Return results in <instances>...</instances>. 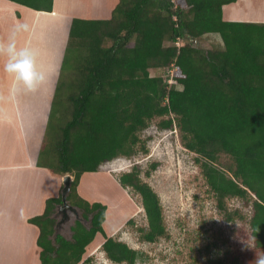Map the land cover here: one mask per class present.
I'll use <instances>...</instances> for the list:
<instances>
[{
	"label": "trees",
	"instance_id": "16d2710c",
	"mask_svg": "<svg viewBox=\"0 0 264 264\" xmlns=\"http://www.w3.org/2000/svg\"><path fill=\"white\" fill-rule=\"evenodd\" d=\"M9 1L53 11L54 0ZM236 1L118 0L109 19L73 18L37 166L73 177L67 201L89 226L76 220L70 238L58 231L62 183L44 212L29 219L39 229L40 264H91L85 253L97 234L108 260L138 262L140 251L107 236L106 204L78 188L85 173L135 155L140 134L157 119L161 129L176 127L183 147L198 155L225 221L249 231L252 246L229 264H254L264 254V23L225 21L223 6ZM207 34H218L222 47H198L194 41ZM118 182L141 197L147 225L140 239L166 238L160 198L138 166ZM232 198L247 212L229 210Z\"/></svg>",
	"mask_w": 264,
	"mask_h": 264
},
{
	"label": "rangeland",
	"instance_id": "374dc122",
	"mask_svg": "<svg viewBox=\"0 0 264 264\" xmlns=\"http://www.w3.org/2000/svg\"><path fill=\"white\" fill-rule=\"evenodd\" d=\"M29 12L34 11L9 0H0V39L6 40L17 24L29 23ZM25 35L26 32L18 36V47H24ZM199 45L221 48L222 40L218 34H207ZM5 62L6 58H0V101L3 111H13V107L9 106L12 101L7 91L10 81L3 68ZM158 124L159 119L154 120L140 134L141 143L135 155L116 158L102 165L99 172L85 173L82 178V197L106 204V221L115 222L112 229L105 221L104 230L106 234L113 233L112 236L140 251L141 258L136 264H218L219 260L221 264H229L236 256L240 258L252 246L247 227L239 221H225L195 162L198 155L183 147L176 127L172 130L161 129ZM143 145L146 151L142 149ZM223 161L230 162L227 157ZM134 166H138L141 179L153 188L162 204L168 236L155 243L140 239L138 229L147 225L141 197L130 188L123 189L118 182V177L131 171ZM60 178L63 183L64 176ZM227 205L229 210L239 208L247 212L237 198L228 199ZM111 211H116L117 215ZM108 215H116L117 218L110 219ZM55 217L59 223L58 231L66 238L71 237V227L76 220L89 226V222L82 219L79 209L76 213L69 210L64 213L58 207ZM131 219L133 223L127 224ZM95 239L101 240L99 244L104 240L101 234H97ZM99 244L98 241L91 244L86 249L85 258H90L91 264H116L99 250ZM31 246H37L38 249V245L27 243L26 248H22L24 253L27 250V255L18 256V264H32L34 258Z\"/></svg>",
	"mask_w": 264,
	"mask_h": 264
},
{
	"label": "crops",
	"instance_id": "0c3cea01",
	"mask_svg": "<svg viewBox=\"0 0 264 264\" xmlns=\"http://www.w3.org/2000/svg\"><path fill=\"white\" fill-rule=\"evenodd\" d=\"M117 3L118 0H54L52 12L33 10L27 16L30 30L26 32L23 45L36 50L37 66L47 73V79L37 91L13 96L10 92L13 80L8 76L7 91L12 101L9 106L13 111H3L0 101V264H18V256L27 255V250L24 253L22 248H26L27 243L37 245L39 229L29 219L42 214L46 200L57 197L61 190L60 176L38 167L37 160L71 22L73 18L109 19ZM223 19L264 23V0L226 4ZM82 178L78 188L80 195ZM30 248L32 264H40L39 248Z\"/></svg>",
	"mask_w": 264,
	"mask_h": 264
},
{
	"label": "clouds",
	"instance_id": "9594fccd",
	"mask_svg": "<svg viewBox=\"0 0 264 264\" xmlns=\"http://www.w3.org/2000/svg\"><path fill=\"white\" fill-rule=\"evenodd\" d=\"M27 24H17L8 38L0 39V58H6L4 71L12 77L11 95L21 92H35L45 83L47 73L37 66V52L25 46H17V38L21 33L28 32ZM254 264H264V254L258 255Z\"/></svg>",
	"mask_w": 264,
	"mask_h": 264
},
{
	"label": "water",
	"instance_id": "95a60500",
	"mask_svg": "<svg viewBox=\"0 0 264 264\" xmlns=\"http://www.w3.org/2000/svg\"><path fill=\"white\" fill-rule=\"evenodd\" d=\"M198 47L199 44L197 43V41H194ZM71 181H72V176L71 175H65L64 178H63V189H62V205L59 206V209L61 211H63L64 213L69 210L73 213H76L77 212V208L72 206L71 204H69V202L67 201V195L69 194L70 192V187H71Z\"/></svg>",
	"mask_w": 264,
	"mask_h": 264
},
{
	"label": "bare ground",
	"instance_id": "6f19581e",
	"mask_svg": "<svg viewBox=\"0 0 264 264\" xmlns=\"http://www.w3.org/2000/svg\"><path fill=\"white\" fill-rule=\"evenodd\" d=\"M113 190H114V189L112 188V191H113ZM116 192H118V191L116 190ZM111 210H112V209H111ZM113 210H114V209H113ZM108 211H109V210H108ZM130 211H131V210H130ZM111 212H112V211H111ZM111 212H110V213H111ZM115 212H116V211H115ZM115 212H112V213H113V214H116ZM128 212H129V211H128ZM134 212H135V211H134ZM108 213H109V212H108ZM129 213H130V212H129ZM130 214H131V213H130ZM116 215H117V214H116ZM116 215H115V216H116ZM108 216H110V217H108V218H110V219H112V218H113V219H116V218H117V217L115 218L114 215H113L114 217H112L111 215H108ZM108 221H109V220H108ZM110 222H111V221H110ZM114 222H115L114 220H113L112 223H107V221H106V223H107L106 225H109V226L111 225V228L113 229V228H114V224H113ZM112 225H113V226H112ZM108 229H109V227H108ZM97 238H98V237H97ZM95 240H96V241H95ZM95 240H94L95 242L98 241V244H99V241L101 242V240H99V239H98V240L95 239ZM95 242H92L91 244L93 245ZM91 244H90L89 246H92ZM95 245H97V244H95ZM98 246H99L98 248H99V250H100V248H101V244H99ZM87 248H88V247H87ZM91 251H92V249H91Z\"/></svg>",
	"mask_w": 264,
	"mask_h": 264
},
{
	"label": "built area",
	"instance_id": "2783aa9c",
	"mask_svg": "<svg viewBox=\"0 0 264 264\" xmlns=\"http://www.w3.org/2000/svg\"><path fill=\"white\" fill-rule=\"evenodd\" d=\"M177 44H178V43H177ZM172 74H173V72H172ZM169 82H170V83H176L175 80H170Z\"/></svg>",
	"mask_w": 264,
	"mask_h": 264
}]
</instances>
